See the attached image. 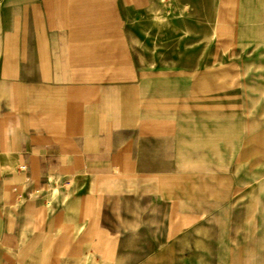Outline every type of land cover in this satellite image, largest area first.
Wrapping results in <instances>:
<instances>
[{"label":"crops","instance_id":"0c3cea01","mask_svg":"<svg viewBox=\"0 0 264 264\" xmlns=\"http://www.w3.org/2000/svg\"><path fill=\"white\" fill-rule=\"evenodd\" d=\"M255 6V33L238 39L263 59L219 72L240 92L223 96L225 122L239 104L245 126L262 128L264 0ZM166 10L167 0H0V264L247 263L242 246L217 254L229 239L217 238L216 204L230 190L217 197L214 169L201 176L196 159L215 143L213 117L200 114L214 112L215 92L200 96L199 76L137 48L152 36L135 25L163 23ZM226 126L228 151L246 153L247 136L233 145Z\"/></svg>","mask_w":264,"mask_h":264},{"label":"rangeland","instance_id":"374dc122","mask_svg":"<svg viewBox=\"0 0 264 264\" xmlns=\"http://www.w3.org/2000/svg\"><path fill=\"white\" fill-rule=\"evenodd\" d=\"M261 11L262 9L255 6V0H167L165 22L135 25L136 31L141 32L142 37L146 33L147 37L152 36L150 40H137V48L141 47L143 50L145 43L151 47L152 52L147 59L153 66L162 64L169 69L182 68L185 80H191L192 76L194 78L199 76V87L196 90L200 96H211L215 92L217 102L214 105L216 106L214 112L205 108L206 110L200 113L201 119L206 121L213 117L211 121L216 126L217 132L215 143L205 147L200 146V148L204 147V150L200 151V157L196 159L199 160L198 169L201 171V176H204V171L206 173L214 169L217 197L223 198L224 194L230 190L228 200L225 202L221 199L216 204L215 223L222 229L220 232L217 227V238L225 235L229 239L226 243L220 241L222 248L217 247V254L243 256V249L240 252V246H242L249 258L247 263L242 264H264V135L256 139L257 132L259 133L261 129L264 132V121L262 128L250 126V122L254 124L255 120H249L246 127L240 118L239 104L236 106L233 104L231 119L225 122L223 96L225 94L235 96L240 92L239 88H233L232 92L229 90L227 92L223 84L224 73L219 70L222 69L225 61L229 62L230 59L232 62L241 60L249 64L255 63L257 58L263 59L251 55V50L246 53V49H254L256 46L250 43L240 45L238 39L239 32L245 35L255 33L257 17L259 18L262 14ZM225 21L228 23L225 24ZM234 36L235 41L232 40L230 46L229 37ZM227 47L228 49L237 47L233 51L240 54V49H243L245 53L242 57L239 54L224 56V48ZM209 65H216L214 68L216 73L209 70ZM214 81L216 83L213 84ZM190 83H185L182 90L185 96L192 94L191 88L188 87ZM213 85L215 86L212 87ZM254 90L248 89V93L252 91L254 93ZM204 101L208 102L212 99L201 97V102ZM203 106L210 105L206 103ZM248 106L254 110V104ZM226 125L232 128L233 145L235 138L240 139L241 131L247 136L248 151L246 153L233 150V146L232 150L228 151L229 144L223 132L224 127L227 128ZM257 147L261 150L256 151ZM240 158L247 161L240 163L238 160ZM204 161H208V167L203 166ZM224 161L226 163L231 161V168L224 167ZM224 208L231 211L230 217L227 214L224 215ZM224 227L226 231H223ZM255 256L257 259H253Z\"/></svg>","mask_w":264,"mask_h":264}]
</instances>
